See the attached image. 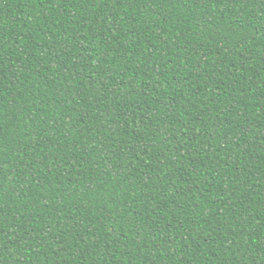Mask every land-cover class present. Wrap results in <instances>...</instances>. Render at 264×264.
<instances>
[{
    "label": "trees",
    "instance_id": "16d2710c",
    "mask_svg": "<svg viewBox=\"0 0 264 264\" xmlns=\"http://www.w3.org/2000/svg\"><path fill=\"white\" fill-rule=\"evenodd\" d=\"M0 264H264V0H0Z\"/></svg>",
    "mask_w": 264,
    "mask_h": 264
}]
</instances>
